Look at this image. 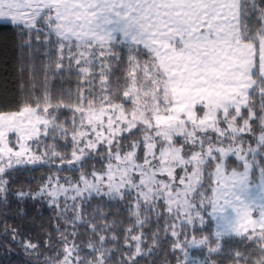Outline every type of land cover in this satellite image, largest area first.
I'll return each instance as SVG.
<instances>
[{"label": "snow or ice", "instance_id": "6c2138e0", "mask_svg": "<svg viewBox=\"0 0 264 264\" xmlns=\"http://www.w3.org/2000/svg\"><path fill=\"white\" fill-rule=\"evenodd\" d=\"M0 26L30 81L0 216L56 212L28 264H264V0H0Z\"/></svg>", "mask_w": 264, "mask_h": 264}, {"label": "trees", "instance_id": "16d2710c", "mask_svg": "<svg viewBox=\"0 0 264 264\" xmlns=\"http://www.w3.org/2000/svg\"><path fill=\"white\" fill-rule=\"evenodd\" d=\"M42 39L43 37H41ZM17 43L18 40L13 29L10 26H0V110L15 109L24 98L25 92L21 85L23 84L25 88H30L28 75L25 73L22 77L19 71ZM33 47L37 51L32 55L35 58L37 68H40V61L44 59L45 48L41 41L37 40H34ZM43 79L42 74L37 78L38 92L42 87ZM60 83L59 79L50 81V85L57 87H59ZM34 175L36 177L35 180H31V176L22 177L20 184L15 185V187H20L22 184L27 189L29 187L28 181H31L32 187H35L36 184L40 183L41 172H36ZM61 175H67V173H61ZM22 206L26 209V217H18L16 215L17 202L15 199H13L11 205L12 211L7 218L0 216V264H28L30 257L22 246L21 241L31 238L33 242H36L46 238L50 232L54 239L57 235L52 232L56 225V212L48 207L46 203L34 205L32 201H28L26 205ZM4 223L9 225V232L13 227L18 228L21 232V235L15 241L12 240L11 235L5 237L3 232ZM32 259L34 261L35 257H32ZM41 259H43V255Z\"/></svg>", "mask_w": 264, "mask_h": 264}]
</instances>
